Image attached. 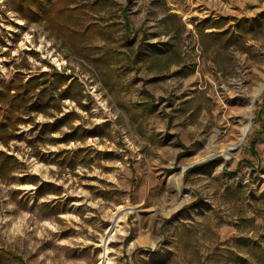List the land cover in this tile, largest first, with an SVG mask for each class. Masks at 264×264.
<instances>
[{
  "label": "rangeland",
  "instance_id": "obj_1",
  "mask_svg": "<svg viewBox=\"0 0 264 264\" xmlns=\"http://www.w3.org/2000/svg\"><path fill=\"white\" fill-rule=\"evenodd\" d=\"M106 2L72 45L0 0V80L46 72L56 97L0 142L15 156L0 178V264L99 263L129 203L109 264L264 263V87L238 152L207 156L205 145L217 129L210 148L238 135L264 80V0ZM57 74L70 78L57 85ZM178 178L176 207L156 209L175 199Z\"/></svg>",
  "mask_w": 264,
  "mask_h": 264
},
{
  "label": "trees",
  "instance_id": "obj_2",
  "mask_svg": "<svg viewBox=\"0 0 264 264\" xmlns=\"http://www.w3.org/2000/svg\"><path fill=\"white\" fill-rule=\"evenodd\" d=\"M106 0H7L9 8L19 14L26 21H46L50 28H54L57 35H62L72 45L81 43L85 36V30L89 25H96L91 22L85 26V14L90 12L98 13L100 8L106 4ZM127 25V21H126ZM129 25V24H128ZM139 30V29H138ZM204 36L213 35L222 37L221 33H205ZM232 35L225 36L224 43L229 45ZM230 42V43H229ZM172 45V44H170ZM79 53L89 59L85 50L86 45H81ZM171 48H165V53H169ZM93 60H99V56H94ZM46 72L31 75L25 82L20 77L11 78L7 81L0 80V142L7 144L9 140L20 136L17 127L25 121L24 112L45 111V105L51 100L54 103L56 97L49 91L48 80L44 79ZM61 77V78H60ZM70 77L57 74L54 83L59 85L65 83ZM63 79V81L61 80ZM75 84V80L67 85L60 93L62 98L70 97L69 89ZM37 95L36 101L33 97ZM32 100V101H31ZM57 107V106H56ZM15 156L0 149V178L5 179L6 174L14 163ZM250 246L249 251L253 254ZM254 250V249H253ZM258 264H264L260 259V254H254ZM263 259V257H262ZM3 255L0 254V263L4 262Z\"/></svg>",
  "mask_w": 264,
  "mask_h": 264
},
{
  "label": "bare ground",
  "instance_id": "obj_3",
  "mask_svg": "<svg viewBox=\"0 0 264 264\" xmlns=\"http://www.w3.org/2000/svg\"><path fill=\"white\" fill-rule=\"evenodd\" d=\"M18 21L23 22L21 18H18ZM263 87H264V80L252 90V93L249 96L247 105H246V116L240 117L239 119L240 120V132L234 139L221 143L219 145V148L216 149V148H210V147L213 146L214 141L219 137V135L221 134V131L217 129L214 131V133L210 134L208 137L205 138V145L207 148H209L206 153L207 156L215 155V154H223L226 157H228V156L234 155L236 152L240 150V148L242 147V143L246 139L247 134L251 127L252 109L254 106L255 98L262 91ZM176 186L178 190H177L175 199L170 203L158 206L156 209L161 210L163 212H171L176 207V204L179 201V196L183 192V186H182L180 178L177 179ZM134 208L135 207L130 203L126 205H120L118 207V210L114 214L111 224L109 225L106 231V234L101 238L102 240L101 242L102 250L100 254L101 258H100L99 263H96V264H109L110 263L107 243L110 240V238H112L113 233L115 231H118L121 233L124 232L123 231V227H124L123 218L125 215L124 213L125 211H129Z\"/></svg>",
  "mask_w": 264,
  "mask_h": 264
}]
</instances>
